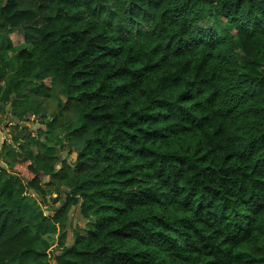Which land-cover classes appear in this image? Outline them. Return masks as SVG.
Segmentation results:
<instances>
[{"label":"trees","instance_id":"1","mask_svg":"<svg viewBox=\"0 0 264 264\" xmlns=\"http://www.w3.org/2000/svg\"><path fill=\"white\" fill-rule=\"evenodd\" d=\"M95 1L0 0V264H264V0Z\"/></svg>","mask_w":264,"mask_h":264},{"label":"rangeland","instance_id":"2","mask_svg":"<svg viewBox=\"0 0 264 264\" xmlns=\"http://www.w3.org/2000/svg\"><path fill=\"white\" fill-rule=\"evenodd\" d=\"M96 5L99 7V13L97 14V18L100 17V12L103 10V11H106L107 7L110 6V1L109 0H96L95 1ZM218 24H219V20L215 17V15H209L206 17L204 23H203V27H206V28H217L218 27ZM17 36L16 35H13V41H17ZM234 38V36H233ZM5 122L7 123V125L3 126V124L0 126V129L2 130V134L0 136V139L1 141L2 140H6L8 142L11 141V134H12V130L14 129V126H12V122H10V119L7 120L5 119ZM31 125V124H30ZM31 128L32 129H35L36 127H34V124L31 125ZM5 130V131H3ZM4 132V133H3ZM75 157V154L72 155V158ZM1 159V157H0ZM20 164L24 165L25 163L23 162V160L21 159L20 160ZM38 201H40L38 198H36ZM41 202V201H40Z\"/></svg>","mask_w":264,"mask_h":264}]
</instances>
